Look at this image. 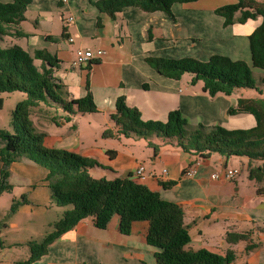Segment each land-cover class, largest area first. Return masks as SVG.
<instances>
[{"label":"crops","instance_id":"crops-1","mask_svg":"<svg viewBox=\"0 0 264 264\" xmlns=\"http://www.w3.org/2000/svg\"><path fill=\"white\" fill-rule=\"evenodd\" d=\"M93 1L53 0V4L77 16L78 33H81L83 23L79 13H85L89 17L87 21L95 27L97 38L92 45L94 49H103L104 54L98 64L91 66L90 71L114 68L111 74H105L107 82H89L96 103V112L93 113L102 114L108 129L116 131L110 114L115 111V100L119 96L125 97L128 106L138 108L143 120L166 121L170 111L179 110L188 123L197 126L219 125L226 129H246L255 125L252 114H228L227 110L236 105L240 98H264V88L260 87L261 93L252 89L258 93L257 96L246 92V88H238L230 95L218 93L210 97L202 90V83L197 86L199 81L191 82L192 74L190 77L183 78V74L179 79H172L156 72L144 58L152 56L153 52H165L164 55L156 54L160 57L188 56L199 60L220 54L250 63L248 35L260 23V17L224 26L223 18L213 10L229 3V0H197L174 4V19L162 11L148 13L136 7L124 8L113 19L105 13H99ZM97 17L101 20L100 27L96 25ZM63 32L65 36L62 38L71 43L73 38L68 36L65 27ZM48 36L35 35L33 44L27 45L29 52L45 48L44 45L36 47L37 41L44 37L45 43L51 40ZM69 37L72 38L71 42L68 41ZM155 43H160L162 48L156 49ZM187 49L194 51L189 53ZM75 51L69 62L72 71L57 73L64 62L62 60L55 71L63 84L62 90L67 100L82 97L86 93L85 80L75 75L77 69L86 70V67L71 66ZM32 111L40 115L39 122L42 125L44 120H52L51 112L48 114L42 105ZM75 114L71 115V121ZM65 115L62 112L60 117ZM42 132L45 133V147L67 149L95 159L98 165L88 169L94 178L127 177L141 164L144 167L143 174L133 179L158 193L161 199L174 202L183 209L190 241L181 248V255L203 250L225 255L231 250L234 259L228 264H264V191L257 192L258 188L264 187V180L257 182L248 178L249 165L264 167V159L249 161L245 156L227 158L212 153L200 158L194 175L185 176L183 170L197 157L181 150L174 138L153 135L149 140L143 138L146 143L141 144L139 138L134 136H103L102 140L95 136L93 140H83L76 134L70 142L51 135L54 140L49 143L50 136ZM148 141L157 146L156 153ZM110 151L115 154L110 156ZM1 165L0 161V168ZM226 167L237 168L239 172L230 180L211 177L213 172H221ZM9 170L8 180L12 189L8 193L16 197L27 190L29 201L21 202L4 226L22 227L25 230L36 228L41 240L52 230V223L65 208L50 203V189L45 180L47 171L42 166L22 157L12 162ZM169 182L174 184L168 187L163 185ZM18 217L25 220H19ZM147 229V221H134L130 232L123 234L119 231L117 215L103 229L95 226L93 217H86L62 233L49 245L47 252L32 264H155L154 253L157 248L147 243ZM227 233H247V239L228 243L225 240ZM21 240L25 244L31 241Z\"/></svg>","mask_w":264,"mask_h":264},{"label":"trees","instance_id":"trees-1","mask_svg":"<svg viewBox=\"0 0 264 264\" xmlns=\"http://www.w3.org/2000/svg\"><path fill=\"white\" fill-rule=\"evenodd\" d=\"M197 0H95L92 4L99 13L115 18L126 7H136L144 12L162 11L174 19L172 6L176 3H190ZM30 0L0 1V42L4 36L25 37L19 25L25 20V11ZM213 12L223 18V25L234 22L244 23L248 19L261 18L260 23L248 35L250 64L264 70V0H230L216 7ZM96 25L101 26L97 17ZM62 36L65 34L62 32ZM49 38V36H48ZM145 62L159 74L179 79L184 73L192 74V83L200 81L202 90L210 97L221 93L230 95L235 89H256L259 93L264 79L256 82L247 62L232 60L227 56L213 54L207 60L194 57L167 58L146 56ZM37 61V62H35ZM61 60L46 48H37L29 52L19 45L0 46V94L20 91L25 97L17 102L12 111L13 132L0 130L5 146L0 149V193L10 192L12 185L8 177L12 162L25 157L46 169L45 180L50 189V203L65 208L61 216L52 223V230L40 241L26 243L29 255L16 264H32L44 255L51 243L62 233L70 230L80 220L93 217L98 228H106L111 218L119 217V231L130 232L134 221H147L146 241L157 248L154 253L155 264H228L234 254L228 250L225 255L210 251L180 254L181 248L190 241V235L184 224V212L178 204L160 198L158 193L145 185L137 183L132 174L127 177L106 179L92 177L88 169L98 165L95 159L88 158L60 148H48L42 145L44 132L34 131L28 115L38 106L61 109L66 113L60 117L65 121L75 113L96 112V104L90 90L89 71L100 59H92L86 66L84 96L62 97L63 84L55 75ZM2 98L0 97V108ZM115 111L110 118L116 128L113 132L106 129L103 136H134L149 140L153 135L174 138L176 145L183 151L206 158L212 153L230 157L245 156L249 161L264 159V98H240L236 105L228 108V114L250 113L255 125L249 129H226L219 125L205 127L201 124L192 129L179 110L168 113L166 121L143 120L136 107H130L124 96L115 100ZM51 116V115H50ZM56 117V116H55ZM55 117L51 116L54 122ZM154 148H158L148 141ZM113 156L114 151L109 152ZM248 178L259 182L264 180V167L248 168ZM174 182L163 184L172 186ZM264 191V187L257 192ZM10 212L13 213L21 200H12ZM247 239V233H227L225 240L235 243Z\"/></svg>","mask_w":264,"mask_h":264},{"label":"rangeland","instance_id":"rangeland-1","mask_svg":"<svg viewBox=\"0 0 264 264\" xmlns=\"http://www.w3.org/2000/svg\"><path fill=\"white\" fill-rule=\"evenodd\" d=\"M1 2H10L11 0H0ZM31 3L28 5L25 12V20L22 21L19 25L20 30L29 34L28 37H11L4 36L2 41L0 42L1 47H7L10 45H19L23 49L29 51L27 45L33 44L35 35H49L51 40H47L45 43L43 38L37 41L36 47H44L51 53L57 56L59 60L64 62L61 63L60 68L57 73L65 74L70 72V61L73 57V53L76 48L80 46L83 48L90 47L92 50H95L92 44L96 40L97 36H95V27H93L92 22H88L89 17L85 13H79L78 16L82 18V27L81 33L77 31L76 24V15L68 10L61 9L60 6L53 4V0H30ZM230 1V0H229ZM180 4V3H177ZM198 3H195V5ZM203 5V4H202ZM178 6V5H176ZM200 6V5H198ZM70 18L72 20H70ZM75 21V23H73ZM66 28L68 36L73 38L71 43L67 42V39L62 38L63 28ZM156 44V49H161V44ZM189 53H192L194 50L187 49ZM164 55L165 52L154 53L152 56ZM37 62V61H35ZM252 77L256 82H260L261 79H264V70L252 67L250 63H248ZM114 68H110L108 71L103 69L91 70L89 73V82L94 81V83H99L100 81L107 82L105 78V74L112 73ZM72 71V70H71ZM86 70L77 69L75 75H80L83 81L85 80ZM185 76L190 77V73H184L183 78ZM97 77L99 80L97 81ZM112 83V82H110ZM201 82H197V86H200ZM264 88L263 85H259ZM246 92H251L254 96H257L258 93L252 89H244ZM98 95V94H96ZM264 93L262 94V96ZM0 97L2 98V106L0 108V130L8 131L12 133V111L14 110L17 102L22 100L25 97V94L20 91H14L11 93H1ZM62 97H65V94H62ZM98 97V96H97ZM96 104V103H95ZM61 109H51V116L55 117L57 123H53V120H44L42 123L39 122L40 115L36 114V112L32 111L28 115V119L32 123V127L34 131L42 132L45 131L48 136H50V141L54 138L51 136H58L59 139H63L64 142H70L72 136L79 134L83 140H93L95 136L96 138H103V132L105 129H108V125L103 119L101 113H77L73 116V120L65 121L64 119H60V115L62 114ZM41 121V120H40ZM192 129L197 128L196 124L188 123ZM78 125V127H77ZM249 129V128H246ZM95 138V139H96ZM139 142L141 144H145V140L143 138H139ZM139 144V143H137ZM42 145L44 144V139L42 141ZM5 146V140L0 137V149ZM139 146V145H137ZM244 174V172H243ZM242 176V174H241ZM21 195V196H20ZM25 196V199L29 201V194L27 190H23L21 194L16 197L8 192H3L0 194V264H16L17 261L25 260L29 255V250L27 245L21 239L27 240H37L40 241L39 238V230L36 228H28L27 230L22 227L18 228H6L4 226V222H8L9 217L12 215L10 212V206L12 204V200H21L22 196ZM16 218V217H15ZM20 218V219H19ZM19 220H25V218L18 217ZM44 220V219H42ZM23 222V221H20ZM32 237V238H31ZM14 243H23V245H15ZM17 259V261H16Z\"/></svg>","mask_w":264,"mask_h":264},{"label":"built area","instance_id":"built-area-1","mask_svg":"<svg viewBox=\"0 0 264 264\" xmlns=\"http://www.w3.org/2000/svg\"><path fill=\"white\" fill-rule=\"evenodd\" d=\"M70 20H72L70 18ZM68 41H72V38L69 37ZM104 54V50L101 48L92 50L89 48H78L75 51V56L74 59L71 62V66L73 68L75 67H86L87 64L92 60V59H100V57ZM200 164V158H195L184 170H183V175L185 176H192L196 172L197 166ZM165 171V170H164ZM144 172V167L140 164L138 165L135 170L132 173V177H137L141 176ZM239 170L237 168H229L226 167L224 168L223 171L221 172H213L211 174L212 178H220L224 177L226 179H232L238 174Z\"/></svg>","mask_w":264,"mask_h":264}]
</instances>
